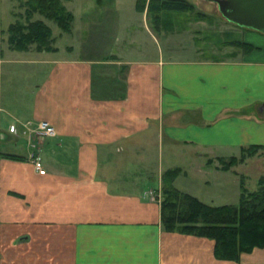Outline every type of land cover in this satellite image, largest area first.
<instances>
[{"label":"crops","instance_id":"1","mask_svg":"<svg viewBox=\"0 0 264 264\" xmlns=\"http://www.w3.org/2000/svg\"><path fill=\"white\" fill-rule=\"evenodd\" d=\"M111 4L99 5L108 28L118 14ZM10 22L0 0V264H55L57 255L62 264H264V246L232 261L215 256L213 238L165 230L160 205L133 184L135 165L151 164L152 147L161 178L169 141L186 151L169 162L216 174L230 170L208 168L188 151L264 145V32L248 29L246 40L257 48L221 61L163 51L151 60L147 45L129 43L115 61L128 65L117 95L100 91L93 78L95 64L109 62L106 46L93 47L100 59L75 45L13 49L4 32ZM131 24L118 23L117 32L129 34ZM41 119L56 134L37 141L28 122ZM33 142L44 174L29 158Z\"/></svg>","mask_w":264,"mask_h":264},{"label":"rangeland","instance_id":"2","mask_svg":"<svg viewBox=\"0 0 264 264\" xmlns=\"http://www.w3.org/2000/svg\"><path fill=\"white\" fill-rule=\"evenodd\" d=\"M22 1L2 0L5 20L12 21L23 14L24 7L21 5ZM188 1L194 4V9L186 11L164 10L155 14L150 12L148 7L149 0H146L144 8L137 7V0H64L67 8L73 13L70 31L62 30L52 20H44L51 26L52 33L55 35L54 44L56 49L58 46L62 49L75 45L76 47H80L75 48L77 50L76 53L85 55L86 51L87 55L96 56V58L100 59L103 52L94 50L93 47L106 46L108 49L103 54L107 55L106 58L109 62L96 63L93 78L96 82H99L98 87L100 91L106 94L117 93L119 95L120 90H117V88L120 86L124 87L123 77L127 72L128 65L115 61L118 60V52H121L129 43L142 49L147 45L145 46L147 47V52L144 57L151 60L160 57L162 51L165 56L174 54L177 58H198L213 61L239 59L245 54V47L239 45L238 39L248 41L245 35L250 28L242 27L227 20L221 14L217 3L213 0ZM107 2L112 3V7H115L118 11L116 15L117 20H114L115 22L113 21L110 24L112 29L103 25L104 20H102V16L105 14V11H102L101 7H99V5L102 6V3ZM35 16L39 15L35 14ZM126 22L132 23L131 26H128V32H131L129 34L118 33L121 28L119 26L117 28V24L123 25ZM139 26L141 28H148L150 31L147 32L148 35H132L131 33L135 31L134 29ZM111 31L115 35H112ZM31 46L34 47L33 44ZM255 48L257 47L255 46ZM137 54L138 52H135V55ZM111 60L114 61L111 62ZM102 65H107V67L104 68ZM105 77L111 80H104ZM38 121L32 122L29 128L36 125ZM46 137L48 136H43L39 140L43 141ZM179 145L181 144L170 141L166 143L164 147L165 156L163 158L164 164L167 165L166 169L178 168L179 171L174 178V184L176 185L175 182L177 180V187L179 189L183 191L187 189L190 193L192 192L191 194L198 196L206 202L214 204L239 202V190H237L233 175L231 174L232 172H230L231 170L236 172L239 177L240 191L242 179L249 189H255L258 186L259 177L264 174V146L259 147L253 153L243 152L242 147L218 149L216 147L201 146L193 149L195 153L188 151V155L201 154L206 167L218 168L220 170H225L221 168L222 161H229L232 157L239 159L227 169L230 170L229 172L223 171L216 174L213 171L198 173L193 169L194 166H197L196 164L191 165L187 162L188 165H186L185 163L180 164V162L179 164L169 162L168 157L170 155L176 156V159H178L179 157L182 158V156H179L180 153L186 152L184 151V146ZM158 151L159 149L153 147L149 149V159L151 162L148 165L150 167L149 172L146 170L148 166L140 168L141 165H135L136 176L133 184L135 188L140 184V188L143 189L145 187V201H152L160 205L162 219V202L164 199L163 173L166 169L162 171L161 178H159L161 167L156 162ZM189 166H191V169H188L187 173H185V169L189 168ZM144 168L145 171H143ZM143 172L145 176L141 177L144 175L142 174ZM138 176L141 178H138ZM162 227L167 230L163 222ZM40 247L42 248V245ZM28 248H25L23 251H28ZM57 257L53 260L55 264H62V261H65L60 255H57ZM39 262L37 261V263ZM43 264H46V261H43Z\"/></svg>","mask_w":264,"mask_h":264},{"label":"trees","instance_id":"3","mask_svg":"<svg viewBox=\"0 0 264 264\" xmlns=\"http://www.w3.org/2000/svg\"><path fill=\"white\" fill-rule=\"evenodd\" d=\"M21 5L23 14L12 20L5 30L7 45L13 49H27L33 44L39 50H55V35L44 19L70 31L73 13L64 0H23ZM145 5L146 0H137V7ZM148 7L156 14L164 10L194 9V4L188 0H149ZM238 43L245 47V53L255 48L249 41L238 39ZM263 146L254 143L242 147V151L253 153ZM237 160L232 157L222 161L221 168L227 170ZM178 171V168H169L163 173L162 222L167 230L213 238L215 256L232 261H238L243 252L264 246V174L259 177L255 189H249L242 179L239 202L214 204L179 189L174 184Z\"/></svg>","mask_w":264,"mask_h":264},{"label":"water","instance_id":"4","mask_svg":"<svg viewBox=\"0 0 264 264\" xmlns=\"http://www.w3.org/2000/svg\"><path fill=\"white\" fill-rule=\"evenodd\" d=\"M221 14L242 27L264 32V0H213Z\"/></svg>","mask_w":264,"mask_h":264},{"label":"built area","instance_id":"5","mask_svg":"<svg viewBox=\"0 0 264 264\" xmlns=\"http://www.w3.org/2000/svg\"><path fill=\"white\" fill-rule=\"evenodd\" d=\"M28 125H31V122H28ZM30 133L33 131V135L35 136V139H38L43 137V136H53L56 134V130L55 127L52 123H50L47 119H41L37 122L36 125H34L33 127L29 128ZM32 146H34L36 149H34L29 158L32 162V165L34 167V169L36 170L37 173L39 174H44L46 172L45 167L43 166V161H42V157L39 154V152H37V145L36 143H32Z\"/></svg>","mask_w":264,"mask_h":264}]
</instances>
